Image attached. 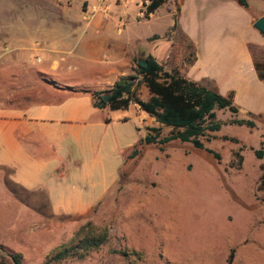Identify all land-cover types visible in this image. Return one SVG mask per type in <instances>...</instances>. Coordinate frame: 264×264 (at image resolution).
Instances as JSON below:
<instances>
[{
	"label": "crops",
	"instance_id": "1",
	"mask_svg": "<svg viewBox=\"0 0 264 264\" xmlns=\"http://www.w3.org/2000/svg\"><path fill=\"white\" fill-rule=\"evenodd\" d=\"M252 2L254 10L249 0L246 7L234 0H179L176 9L162 3L145 16L141 0H88L87 13L43 32L39 49L45 61L39 67L27 62L33 49L27 38L15 29L0 30V207L82 213L113 193L124 159L140 139L133 118L141 110L130 103L117 109L129 117H113V110L92 104L90 92L108 90L146 55L221 95L231 91L234 114L254 126L264 122V82L256 77L250 49L264 47V36L252 27L264 14V0ZM159 8L168 17L165 31L175 21L176 45L166 48V37L155 33L116 40L114 35L148 21ZM143 40L151 42L145 50ZM82 69L87 81L78 74ZM148 96L142 84L138 97Z\"/></svg>",
	"mask_w": 264,
	"mask_h": 264
},
{
	"label": "rangeland",
	"instance_id": "2",
	"mask_svg": "<svg viewBox=\"0 0 264 264\" xmlns=\"http://www.w3.org/2000/svg\"><path fill=\"white\" fill-rule=\"evenodd\" d=\"M178 1L165 0L162 5L171 3L176 9ZM87 2L0 0V30L15 29L20 38H27L24 43L33 48L26 53L27 62L39 67L45 61L39 49L43 32L62 29L87 13ZM249 7L255 8L252 0ZM167 22L159 8L148 21L128 26L114 37L121 43L131 33L138 38L155 33L166 37L168 48L170 42L177 44L178 37L174 27L165 31ZM150 45L140 41L142 50ZM251 53L264 62L263 46L252 47ZM73 65L82 68L79 62ZM83 71L78 74L87 81ZM129 74L139 78L135 66ZM141 85H136L137 96ZM214 111L221 125L207 133L210 138L203 145L219 159L189 142L169 140L161 150L157 144H146L139 157L124 159L113 193L86 212L36 214L0 207V255L16 254L21 264H44L56 247L105 228L107 239L99 248L82 258L49 264H264V188H258L264 151L261 158L254 156L264 139V122L251 128L229 124L240 115ZM138 113L139 119L132 118L140 123L142 137L143 126L153 123L144 112ZM120 114L129 117L126 110L112 111L113 117ZM168 130L163 128L160 135ZM223 135L236 141L223 140ZM234 152L241 157L239 168L231 166ZM3 200L0 194V204Z\"/></svg>",
	"mask_w": 264,
	"mask_h": 264
},
{
	"label": "trees",
	"instance_id": "3",
	"mask_svg": "<svg viewBox=\"0 0 264 264\" xmlns=\"http://www.w3.org/2000/svg\"><path fill=\"white\" fill-rule=\"evenodd\" d=\"M237 4L246 7L247 0H234ZM164 0H141L143 14L154 11ZM175 26V21L172 28ZM156 36H154L155 38ZM251 49V48H250ZM145 65L134 61L135 72L117 77L112 86L105 91H92V104L98 108L109 110L126 109L130 103H135L138 108L154 121L152 125L144 127L145 134L132 146L128 158L137 155L143 145H161L169 140L189 142L193 147L204 149L215 159H219L218 153L205 148L203 141H208V132L217 131L221 122L215 118V109H226L231 114L237 111L232 103V92L221 95L201 83L182 76L177 69L164 70L150 55L141 59ZM186 63L190 61L189 56ZM253 68L258 80L264 82V62L253 59ZM143 84L149 94L146 100L137 96L136 85ZM71 91H87L84 89L69 88ZM106 94V99L103 95ZM228 123L253 127L250 119H229ZM163 128H169L168 132L160 135ZM223 140L236 141L234 137L223 135ZM264 151V139L260 140V147L254 151L256 158H261ZM236 161L232 167L239 168L241 157L237 152L233 153ZM261 171L258 188H264V165L258 164ZM107 239V231L102 228L96 234H86L75 241L56 247L47 257L44 264L57 263L67 258H82L90 250L99 248ZM0 255V264H21L16 254Z\"/></svg>",
	"mask_w": 264,
	"mask_h": 264
},
{
	"label": "water",
	"instance_id": "4",
	"mask_svg": "<svg viewBox=\"0 0 264 264\" xmlns=\"http://www.w3.org/2000/svg\"><path fill=\"white\" fill-rule=\"evenodd\" d=\"M252 27L262 36H264V14H262L261 16H259L258 18H256L253 22H252ZM138 64L140 65H145V62L142 61L141 59H139ZM103 99H106V94H104Z\"/></svg>",
	"mask_w": 264,
	"mask_h": 264
}]
</instances>
